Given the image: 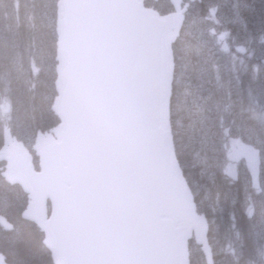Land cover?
Instances as JSON below:
<instances>
[{"label": "water", "instance_id": "water-1", "mask_svg": "<svg viewBox=\"0 0 264 264\" xmlns=\"http://www.w3.org/2000/svg\"><path fill=\"white\" fill-rule=\"evenodd\" d=\"M168 1L164 15L144 0L57 2L58 124L35 139L37 169L10 136L0 148L52 264H189V237L211 260L168 128L178 25L167 28L182 15L181 0ZM0 226L11 228L1 216Z\"/></svg>", "mask_w": 264, "mask_h": 264}, {"label": "trees", "instance_id": "trees-1", "mask_svg": "<svg viewBox=\"0 0 264 264\" xmlns=\"http://www.w3.org/2000/svg\"><path fill=\"white\" fill-rule=\"evenodd\" d=\"M57 2L0 0V148L5 135L11 136L35 167L36 136L58 124L52 110ZM144 5L162 15L172 11L167 0ZM181 5L168 98L175 157L196 210L208 223L210 264H264L261 218L248 215L255 187L240 169L234 178L225 173L229 140L258 141L264 194V0H182ZM2 169L0 162V216L11 229L0 226V254L6 264H52L42 233L21 218L26 196L5 183ZM187 247L190 264H207L191 238Z\"/></svg>", "mask_w": 264, "mask_h": 264}, {"label": "rangeland", "instance_id": "rangeland-1", "mask_svg": "<svg viewBox=\"0 0 264 264\" xmlns=\"http://www.w3.org/2000/svg\"><path fill=\"white\" fill-rule=\"evenodd\" d=\"M163 126V123H159ZM261 152L260 144L254 139H249L248 141H243L240 139H231L228 143V161L225 164V173L230 177H236L238 175V170H242V176L245 175L251 181L253 187H255L254 192L256 193L249 202L248 205V215L255 216L256 218H261L257 224L258 229L261 234L264 233V194L259 191L260 184V167H261ZM262 257V262L264 263V248L260 252Z\"/></svg>", "mask_w": 264, "mask_h": 264}, {"label": "bare ground", "instance_id": "bare-ground-1", "mask_svg": "<svg viewBox=\"0 0 264 264\" xmlns=\"http://www.w3.org/2000/svg\"><path fill=\"white\" fill-rule=\"evenodd\" d=\"M225 7H226V6H225ZM228 9H229V8H228ZM250 9H251V8H250ZM221 11H222V10H221ZM241 11H242V10H241ZM220 14H221V13H220ZM238 14H239V13H238ZM258 15H259V14H258ZM222 16H224V15H222ZM233 16H235V15L233 14ZM231 17H232V16H231ZM235 17H236V16H235ZM237 20H239V19H237ZM253 21H254V20H253ZM256 21H257V20H256ZM230 22H231V21H230ZM242 24H244V23H242ZM245 24H246V23H245ZM244 28H245V27H244ZM254 28H255V27H254ZM245 30H246V29H245ZM262 30H263V29H262ZM262 30H261V31H262ZM10 31H11V30H10ZM251 31H253V30H251ZM245 32H246V31H245ZM262 32H263V31H262ZM232 34H233V33H232ZM256 36H258V35H256ZM248 38H249V37H248ZM236 40H237V39H236ZM252 41H253V40H252ZM200 42H201V41H200ZM237 42H238V41H237ZM212 45H213V44H212ZM255 45H256V43H255ZM210 48H211V47H210ZM231 48H232V47H231ZM223 49H224V48H223ZM259 49H260V48H259ZM198 50H199V48H198ZM258 51H259V50H258ZM209 52H210V51H209ZM226 53H227V52H226ZM258 57H259V56H258ZM193 61H194V60H193ZM205 62H206V61H205ZM205 62H204V63H205ZM214 63H215V62H214ZM215 66H216V65H215ZM239 66H240V65H239ZM229 67H230V66H229ZM201 69H202V68H201ZM204 69H205V67H204ZM216 69H217V68H216ZM240 69H241V68H240ZM230 70H231V69H230ZM234 70H235V69H234ZM241 70H242V69H241ZM197 71H198V70H197ZM211 72H212V71H211ZM214 72H215V71H214ZM219 72H220V71H219ZM208 74H209V73H208ZM215 74H216V72H215ZM215 74H214V75H215ZM221 75H222V74H221ZM237 75H238V74H237ZM224 76H225V75H224ZM245 76H246V75H245ZM258 76H259V75H258ZM220 77H221V76H220ZM228 77H229V76H228ZM230 77H231V76H230ZM230 77H229V78H230ZM209 78H210V77H209ZM250 78H251V77H250ZM227 79H228V78H227ZM231 79H232V78H231ZM220 80H221V78H220ZM229 81H230V80H229ZM245 86H246V85H245ZM247 87H248V86H247ZM231 88H232V87H231ZM231 88H230V89H231ZM255 91H256V90H255ZM258 104H259V103H258ZM256 107H257V106H256ZM257 109H258V108H257ZM201 111H202V110H201ZM259 117H260V114H259ZM260 119H261V118H260ZM258 120H259V119H258ZM239 123H240V122H239ZM260 123H261V122H260ZM244 124H245V123H244ZM244 124H243V125H244ZM247 124H248V123H247ZM248 126H249V125H248ZM231 127H232V126H231ZM260 127H261V126H260ZM237 128H238V127H237ZM237 128H236V129H237ZM261 128H262V127H261ZM253 129H254V128H253ZM254 130H255V129H254ZM248 135H249V134H248ZM262 144H263V143H262ZM262 169H263V168H262ZM259 170H260V169H259ZM239 173H240V172H239ZM219 174H220V173H219ZM242 175H243V174H242ZM259 175H260V174H259ZM262 177H263V176H262ZM241 178H242V177H241ZM240 180H241V179H240ZM260 183H261V182H260ZM263 183H264V182H263Z\"/></svg>", "mask_w": 264, "mask_h": 264}]
</instances>
